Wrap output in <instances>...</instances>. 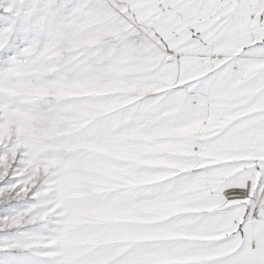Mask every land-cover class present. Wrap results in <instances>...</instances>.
Here are the masks:
<instances>
[{
	"label": "snow or ice",
	"instance_id": "obj_1",
	"mask_svg": "<svg viewBox=\"0 0 264 264\" xmlns=\"http://www.w3.org/2000/svg\"><path fill=\"white\" fill-rule=\"evenodd\" d=\"M0 264H264V0H0Z\"/></svg>",
	"mask_w": 264,
	"mask_h": 264
}]
</instances>
